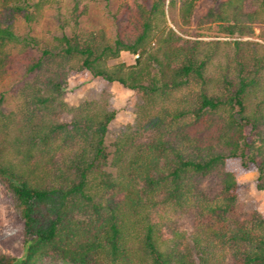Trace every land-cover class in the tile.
I'll return each mask as SVG.
<instances>
[{
	"label": "trees",
	"instance_id": "1",
	"mask_svg": "<svg viewBox=\"0 0 264 264\" xmlns=\"http://www.w3.org/2000/svg\"><path fill=\"white\" fill-rule=\"evenodd\" d=\"M44 1L0 0V81L15 63L23 71L17 110L0 109V181L26 244L20 258L0 252V264H264V216L245 210L232 166L256 168L264 189V0L203 8L195 38L182 33L197 0L177 15L176 0H121L112 38L80 31L75 3L70 33L25 38L13 52V20L38 19ZM73 69L141 93L110 157L109 92L69 105ZM209 175L217 191L202 189Z\"/></svg>",
	"mask_w": 264,
	"mask_h": 264
},
{
	"label": "rangeland",
	"instance_id": "2",
	"mask_svg": "<svg viewBox=\"0 0 264 264\" xmlns=\"http://www.w3.org/2000/svg\"><path fill=\"white\" fill-rule=\"evenodd\" d=\"M121 0H45L41 5V14L38 19L28 22L23 14H18L13 20V28L19 40L12 42L9 48L19 54L25 38L36 37L38 39L50 38L61 35L63 32L70 33L73 24H66L65 19L75 3L85 11L79 17L78 29L84 32H101L106 37L112 38L116 32V23L113 12L117 9ZM183 0H176V15ZM220 0H197L192 22L184 26L186 38H195L200 31L195 20L203 8L217 5ZM0 13V18H1ZM169 24H172L169 19ZM260 30L256 28V33ZM202 38H209L203 36ZM259 39L256 37H249ZM135 54L122 51L120 59L132 63ZM110 60V63L116 62ZM68 85L65 90V99L71 106H75L84 100L98 98L103 91L109 92L111 108L116 110V115L109 125L106 136L107 152L111 156L112 143L120 130L135 122V106L142 101L141 93L130 89L119 82H107L101 77H94L87 70H68ZM23 80V71L18 63L12 65L8 73L0 81V109L9 111L17 110L19 104L18 86ZM151 137L150 133H143L141 139ZM233 168L237 170L239 181V197L245 205L246 211L258 210L264 216V189H258L255 184L257 170L254 167L241 169L237 161L232 162ZM202 189L206 191H217L216 180L213 175L200 179ZM180 230L189 233L192 230V217L189 213H183L179 218ZM24 220L17 206L13 194L0 181V252L10 253L20 258L25 250ZM196 259L197 255H195ZM48 264V263H45ZM53 264H66L55 262ZM197 264H200L198 262Z\"/></svg>",
	"mask_w": 264,
	"mask_h": 264
}]
</instances>
